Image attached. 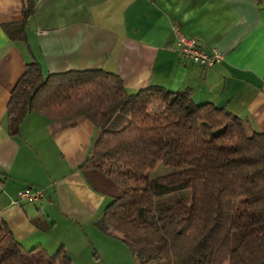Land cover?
Segmentation results:
<instances>
[{
    "label": "crops",
    "instance_id": "crops-1",
    "mask_svg": "<svg viewBox=\"0 0 264 264\" xmlns=\"http://www.w3.org/2000/svg\"><path fill=\"white\" fill-rule=\"evenodd\" d=\"M28 1L21 40L2 25L21 20L27 0H0V218L25 250L49 254L62 244L80 264L97 240L118 248L109 257L119 258L123 242L94 225L109 198L78 167L99 129L82 116L50 120L36 112L14 128L12 88H25L37 71L103 68L129 92L151 83L186 91L264 132V0ZM174 27L218 48L222 59L202 67L182 58ZM23 187H41L43 195L14 202Z\"/></svg>",
    "mask_w": 264,
    "mask_h": 264
},
{
    "label": "trees",
    "instance_id": "trees-1",
    "mask_svg": "<svg viewBox=\"0 0 264 264\" xmlns=\"http://www.w3.org/2000/svg\"><path fill=\"white\" fill-rule=\"evenodd\" d=\"M31 8L27 0L21 20L2 25L10 38H25ZM11 99L14 128L36 112L82 116L99 129L78 166L109 198L94 225L138 264L264 263V132L245 118L158 84L129 92L103 68L37 71L25 88L15 84ZM159 162L171 170L148 177ZM0 264L72 262L62 244L49 254L23 249L0 218Z\"/></svg>",
    "mask_w": 264,
    "mask_h": 264
},
{
    "label": "built area",
    "instance_id": "built-area-1",
    "mask_svg": "<svg viewBox=\"0 0 264 264\" xmlns=\"http://www.w3.org/2000/svg\"><path fill=\"white\" fill-rule=\"evenodd\" d=\"M176 51L182 58L188 59L202 67H210L219 62L223 54L216 47L205 48L194 36H186L174 27ZM43 195L41 187H23L15 192L14 202H34Z\"/></svg>",
    "mask_w": 264,
    "mask_h": 264
},
{
    "label": "rangeland",
    "instance_id": "rangeland-1",
    "mask_svg": "<svg viewBox=\"0 0 264 264\" xmlns=\"http://www.w3.org/2000/svg\"><path fill=\"white\" fill-rule=\"evenodd\" d=\"M156 104V103H154ZM159 104V103H158ZM154 105H150L148 107L149 111L151 110V107ZM171 168L167 165L162 164L161 162L157 163L153 169L147 172L148 177H155L157 175L164 174L166 172H169ZM170 198H162L163 203H167ZM94 244L90 245L89 250L90 256L88 257L87 252L85 251V254H83L82 257H80V264H138L137 259L135 258L134 254L132 253L131 249H129L124 243L123 247L125 248V252L116 257V259H110L109 254L114 250H117L118 248H113L110 243H103L99 242L97 240H93ZM124 252V251H123ZM92 253V254H91ZM127 254V256H126ZM113 262V263H112Z\"/></svg>",
    "mask_w": 264,
    "mask_h": 264
}]
</instances>
